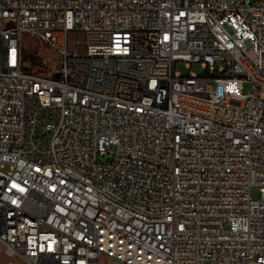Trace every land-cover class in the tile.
<instances>
[{
  "label": "built area",
  "instance_id": "2783aa9c",
  "mask_svg": "<svg viewBox=\"0 0 264 264\" xmlns=\"http://www.w3.org/2000/svg\"><path fill=\"white\" fill-rule=\"evenodd\" d=\"M0 243L28 264H264V0H0Z\"/></svg>",
  "mask_w": 264,
  "mask_h": 264
},
{
  "label": "rangeland",
  "instance_id": "374dc122",
  "mask_svg": "<svg viewBox=\"0 0 264 264\" xmlns=\"http://www.w3.org/2000/svg\"><path fill=\"white\" fill-rule=\"evenodd\" d=\"M23 42L25 44L24 52L33 54L38 59V64L33 66L31 70L44 74H51L53 68L56 66L59 60L58 54L52 48H49L47 45L34 39L25 38ZM43 60H46V62H43ZM176 70L180 71L184 75L189 74L190 70L199 75L206 74V68L202 65L201 62H194L191 66H189L185 61H178L176 63ZM209 82L213 83L211 80ZM248 89L249 84L245 83L244 91L246 92L248 91ZM252 195L254 197L260 196L259 186L254 185L252 187ZM4 249L5 248L3 244L0 243V253L2 254V256L0 257V264H7L8 261H13L15 264H28L18 257L7 256Z\"/></svg>",
  "mask_w": 264,
  "mask_h": 264
},
{
  "label": "trees",
  "instance_id": "16d2710c",
  "mask_svg": "<svg viewBox=\"0 0 264 264\" xmlns=\"http://www.w3.org/2000/svg\"><path fill=\"white\" fill-rule=\"evenodd\" d=\"M25 59H26V65L25 69L31 70L33 66H35L38 63L37 57L33 54L25 53Z\"/></svg>",
  "mask_w": 264,
  "mask_h": 264
}]
</instances>
